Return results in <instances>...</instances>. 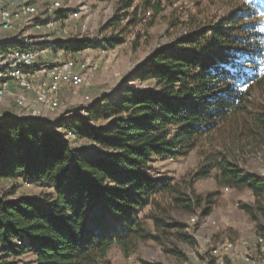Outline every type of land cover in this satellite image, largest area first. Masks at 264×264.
Masks as SVG:
<instances>
[{"label":"trees","instance_id":"16d2710c","mask_svg":"<svg viewBox=\"0 0 264 264\" xmlns=\"http://www.w3.org/2000/svg\"><path fill=\"white\" fill-rule=\"evenodd\" d=\"M108 1V0H99ZM120 0V13L105 29L136 25L139 11L156 17L162 0ZM230 2L232 12L154 51L140 66L138 81L154 80V89L122 87L112 98L74 116L62 127L102 148L75 153L65 135L47 121L10 114L0 120V184L7 179L34 180L39 196H16L0 188V264H112L114 246L126 255L149 240L173 238L194 245L187 226L174 213L207 217L217 193L198 194V180L212 177L219 186L248 189L253 204L241 208L264 237V178L245 174L235 151L202 152L200 168L183 178L157 176V159L186 157L206 140L235 146L264 142V110L250 111V98L264 82V0ZM150 16V17H151ZM255 17V21L250 18ZM250 20V21H249ZM124 37L99 42L72 38L44 45L66 54L90 47L115 48ZM107 120L105 126L91 124ZM226 148V147H224ZM149 210L144 213L145 209ZM151 221L153 229H149ZM168 251V250H167ZM180 255L177 247L169 250ZM147 264V263H146Z\"/></svg>","mask_w":264,"mask_h":264},{"label":"rangeland","instance_id":"374dc122","mask_svg":"<svg viewBox=\"0 0 264 264\" xmlns=\"http://www.w3.org/2000/svg\"><path fill=\"white\" fill-rule=\"evenodd\" d=\"M54 1H59L62 8L55 12L53 25L41 29L28 27V33L37 39L39 45L72 38H88L99 42L103 37L117 36L124 37L125 40L115 48L90 47L76 54L65 53L61 57L63 60L70 57L77 61L90 60L96 66L95 69L88 71L85 82L80 87H63L59 93L58 109L53 112L45 111L42 115L53 130L65 135L76 154L103 153V150L87 139L67 134L62 127L66 120L77 115L87 117L88 109L97 104L101 103L104 107L103 99L112 98L122 87L156 88L154 80L142 82L135 79L141 64L154 51L174 47L178 39L189 35L192 31L219 22L223 16L232 12L230 2H236V0H162V11L156 17H152L150 13L143 15L140 10L136 25L121 32L127 19H124L118 27L104 28L114 15L120 13L118 3L120 0H36V3L42 10ZM246 3L256 7L255 2L251 0ZM141 4V0H135V5L141 6ZM74 11H79L78 17L72 16ZM255 19L254 16L250 18L253 21ZM256 20L261 21V29L264 30V20L259 17ZM64 30L66 32H63ZM14 33L15 31H10L7 35ZM249 106L250 111L264 110V82L251 96ZM2 107L3 115L22 117L26 114L25 110L15 105L14 96H8ZM107 123V120L91 122L98 126H105ZM227 143L224 145L220 138L212 141L204 138L186 157L157 159L153 164L156 168L155 174L158 177L165 175L174 179L183 178L200 168L205 157H202V152L214 149L225 151L230 148L235 151L238 163L245 174H256L264 178V142L252 141L235 146ZM12 187L17 189L16 196L25 194L37 197L44 191L36 181L22 178L7 179L0 184L2 189ZM225 188L219 186L212 177L198 180L195 184L198 194L205 196L217 193L212 212L207 217L201 216V209L193 214H173L177 221L188 227L187 232L193 237L194 245L178 242L173 238L171 242L165 241V244L149 240L141 242L137 251L130 255H126L120 247L114 246L108 259L112 264H218L211 252L215 247L228 241L234 242L235 246L229 252L226 251V264H249V261L244 259L245 253L248 246L254 247L259 235L257 223L241 208V205L253 204L255 197L248 189L225 190ZM148 210L149 207L144 213ZM193 218L195 221L192 220ZM261 223L264 225V218L261 219ZM147 224L149 229H153L151 221H147ZM174 247L178 248L180 255L169 251ZM254 254L253 257L258 256V253ZM32 258L31 254L22 256L27 264Z\"/></svg>","mask_w":264,"mask_h":264},{"label":"built area","instance_id":"2783aa9c","mask_svg":"<svg viewBox=\"0 0 264 264\" xmlns=\"http://www.w3.org/2000/svg\"><path fill=\"white\" fill-rule=\"evenodd\" d=\"M60 8L59 1L41 10L36 0H0V118L3 116V102L8 96H14L15 105L26 112L19 118L45 120L42 117L45 111L58 109L61 89L80 87L88 71L96 68L90 60L61 59L65 51L39 45L37 39L28 33V27L52 26L55 12ZM72 16L78 17L79 11H74ZM10 31L15 33L9 36ZM13 85L18 91L12 88ZM69 135L75 136L71 132ZM234 246V242L227 241L215 247L211 254L218 264H226V254ZM248 247L244 259L249 264H264V237L258 236L254 247ZM253 253L258 256L253 257Z\"/></svg>","mask_w":264,"mask_h":264},{"label":"water","instance_id":"95a60500","mask_svg":"<svg viewBox=\"0 0 264 264\" xmlns=\"http://www.w3.org/2000/svg\"><path fill=\"white\" fill-rule=\"evenodd\" d=\"M3 118V116L0 118V120ZM37 121H46V120H43V119H36Z\"/></svg>","mask_w":264,"mask_h":264},{"label":"crops","instance_id":"0c3cea01","mask_svg":"<svg viewBox=\"0 0 264 264\" xmlns=\"http://www.w3.org/2000/svg\"><path fill=\"white\" fill-rule=\"evenodd\" d=\"M14 90H17L18 91V88L16 86L13 85L12 87Z\"/></svg>","mask_w":264,"mask_h":264}]
</instances>
